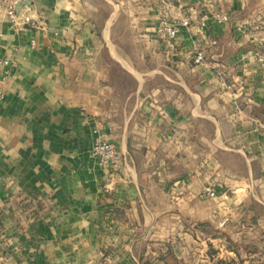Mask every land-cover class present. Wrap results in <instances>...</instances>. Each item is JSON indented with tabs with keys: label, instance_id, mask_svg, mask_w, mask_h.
Wrapping results in <instances>:
<instances>
[{
	"label": "crops",
	"instance_id": "crops-1",
	"mask_svg": "<svg viewBox=\"0 0 264 264\" xmlns=\"http://www.w3.org/2000/svg\"><path fill=\"white\" fill-rule=\"evenodd\" d=\"M18 11L34 25L13 28L0 8V58L15 60L0 65V264L264 257V0ZM160 18L189 24L172 38ZM99 140L120 168L100 165Z\"/></svg>",
	"mask_w": 264,
	"mask_h": 264
},
{
	"label": "built area",
	"instance_id": "built-area-1",
	"mask_svg": "<svg viewBox=\"0 0 264 264\" xmlns=\"http://www.w3.org/2000/svg\"><path fill=\"white\" fill-rule=\"evenodd\" d=\"M23 0H0V8L6 11L8 21L13 28H23L28 25H34V21L30 14H23L18 11V5ZM219 19H226L225 15H219ZM189 24L188 20L181 22H171L166 18H160L157 23V32L160 34L167 35L169 37H176L180 26H186ZM257 58L262 67H264V53L257 52ZM196 62L206 63L204 60V52L199 50L196 55ZM15 60L8 57L0 58V65L11 66ZM5 71V70H4ZM3 72V71H1ZM5 81V76L0 77V95H3L2 88ZM93 155L98 158L99 163L102 167L118 169L121 167L124 157L118 152L117 145L115 142L109 140H99L92 148ZM203 194L207 197L213 198L218 195V190L213 184H208Z\"/></svg>",
	"mask_w": 264,
	"mask_h": 264
},
{
	"label": "rangeland",
	"instance_id": "rangeland-1",
	"mask_svg": "<svg viewBox=\"0 0 264 264\" xmlns=\"http://www.w3.org/2000/svg\"><path fill=\"white\" fill-rule=\"evenodd\" d=\"M244 222V221H243ZM256 240L261 244L262 241L264 242V239L262 238H256ZM248 261V263H245L244 260H239L238 263L235 262V264H264V257H262V254H254V257H252V262Z\"/></svg>",
	"mask_w": 264,
	"mask_h": 264
},
{
	"label": "trees",
	"instance_id": "trees-1",
	"mask_svg": "<svg viewBox=\"0 0 264 264\" xmlns=\"http://www.w3.org/2000/svg\"><path fill=\"white\" fill-rule=\"evenodd\" d=\"M218 264H229V263H227V261L225 260H221L220 262H218Z\"/></svg>",
	"mask_w": 264,
	"mask_h": 264
},
{
	"label": "water",
	"instance_id": "water-1",
	"mask_svg": "<svg viewBox=\"0 0 264 264\" xmlns=\"http://www.w3.org/2000/svg\"><path fill=\"white\" fill-rule=\"evenodd\" d=\"M19 6V5H18Z\"/></svg>",
	"mask_w": 264,
	"mask_h": 264
}]
</instances>
